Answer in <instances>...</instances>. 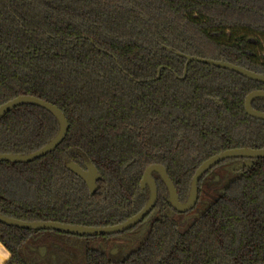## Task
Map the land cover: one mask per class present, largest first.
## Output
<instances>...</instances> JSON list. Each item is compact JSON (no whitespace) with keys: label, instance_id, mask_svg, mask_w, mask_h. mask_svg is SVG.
I'll list each match as a JSON object with an SVG mask.
<instances>
[{"label":"trees","instance_id":"obj_1","mask_svg":"<svg viewBox=\"0 0 264 264\" xmlns=\"http://www.w3.org/2000/svg\"><path fill=\"white\" fill-rule=\"evenodd\" d=\"M234 29L264 34V0H0V106L35 97L69 124L53 153L29 164L0 163V215L114 226L147 203L139 183L149 166L166 168L185 203L206 160L264 149V122L244 110L246 97L264 85L198 63L185 74L187 61L175 54L264 75V62L249 49L253 39L225 40ZM253 106L264 111V100ZM58 132L48 112L18 107L0 121V154H32ZM70 162L97 168L96 196L67 171ZM243 180L221 194L204 177L196 208L179 214L158 179L161 216L118 264H264V160ZM78 238L0 224L5 264H45L32 251L40 246L76 256ZM88 264L112 263L93 253Z\"/></svg>","mask_w":264,"mask_h":264},{"label":"water","instance_id":"obj_2","mask_svg":"<svg viewBox=\"0 0 264 264\" xmlns=\"http://www.w3.org/2000/svg\"><path fill=\"white\" fill-rule=\"evenodd\" d=\"M169 52H173L171 49H167ZM176 56L185 59V74L187 67L191 63H198L228 72L235 73L249 81L264 85V75L252 72L243 67L233 65L223 60L216 61L212 59H203L196 56L184 55L181 53H175ZM262 98L264 99L263 91H255L251 93L245 101V111L252 118L264 121V113H258L253 110L251 103L253 100ZM21 106H33L40 108L49 114H51L59 124V132L57 136L47 145L40 150L29 155H14V154H0V163L11 164H29L36 160H39L51 153H53L64 141L69 130V124L65 115L54 105L40 100L35 97L22 96L13 99L6 104L0 106V121L14 109ZM231 158H245V159H264V149L251 150V149H236L223 152L211 159L205 161L196 171L193 176L188 199L185 203H181L178 192L170 180L165 167L162 165L149 166L141 181V187L149 188L150 196L146 207L138 213L135 217L126 221L123 224L113 227H85V226H73L67 224H61L57 222H25L12 218H8L0 215V224L7 227L16 228L25 231L33 232H56L66 234L75 237H98V236H113L119 233L126 232L135 227L142 219H144L153 209L157 203V187L152 178L153 174H158L164 182L168 190V202L172 209L179 214H186L191 212L197 205L199 195V183L202 177L216 165ZM67 169L74 173L77 177L81 178L89 189L90 193H94L97 190L96 180L99 178L98 170L92 164H87L85 169H82L78 165L71 163L67 166Z\"/></svg>","mask_w":264,"mask_h":264},{"label":"flooded vegetation","instance_id":"obj_3","mask_svg":"<svg viewBox=\"0 0 264 264\" xmlns=\"http://www.w3.org/2000/svg\"><path fill=\"white\" fill-rule=\"evenodd\" d=\"M247 97H246V99H247ZM246 99H245V101H246ZM258 100H264V99L258 98V99L253 100L251 103V106H252L253 110H255L256 112L264 113V111H258L253 106L254 102H256ZM244 110H245V102H244ZM245 114L253 120L260 121L258 119H255V118H252L251 116H249L246 113V111H245ZM261 122H264V121H261ZM241 149H249V148H241ZM232 150H236V149H232ZM251 150H254V149H251ZM255 150H260V149H255ZM227 151H230V150H227ZM224 152H226V151H224ZM221 153H223V152H221ZM221 153H219V154H221ZM219 154H217V155H219ZM217 155H215V156H217ZM211 158H209V159H211ZM260 160H264V159H257V160L245 159V158L227 159L224 162L216 165L210 171H208L202 177V179L204 177H206L207 181H211L212 182L211 184L214 185V187H217L216 189H218L219 193L226 194L228 191L233 189L235 186H240L243 183V181H244L243 179L245 178L247 172L252 170L255 167V165L258 163V161H260ZM71 163L78 165L75 162H70L67 164V166ZM86 165L87 164H85L84 167H82L80 165H78V166L81 167L82 169H85ZM67 166H66V169H67ZM67 171L70 172L71 174H73L85 186L89 197L92 198L98 194V192L100 190L99 185H100V182L102 181V177H101V174L99 173V171H98L99 178L96 180L97 190L92 194L90 193L89 189L87 188L86 184L84 183V181L81 178L77 177L74 173H72L68 169H67ZM143 176H144V174H143ZM143 176H142L140 183H139L140 191L141 192H149L148 187H145V188L141 187V181L143 179ZM152 178L155 181L156 187H157V203L153 207L151 212L144 219H142L135 227H133L132 229H130L126 232L119 233V234H116L113 236L79 237L76 240L75 245L73 246L74 250H76V253H77L76 256H70L68 254H62V253H57V254L52 253L51 252L52 250L50 251L46 247L40 246V247L32 250L35 253L36 258L40 262H43L45 264H88L89 256L91 257V254L96 253L101 257H105L112 264L123 263L125 260H127L131 256L133 249L140 243L141 240L144 239L149 228L151 227L152 221L154 219H156L157 217L161 216L160 209L158 208V179L159 180H162V179L160 178V176L158 174H153ZM201 180H200V182H201ZM199 186H200V183H199ZM149 194H150V192H149ZM198 200H199V195H198ZM148 201H149V199H148ZM148 201L145 204V206L138 213H140L146 207V205L148 204ZM197 204H198V202H197ZM168 211H169V209H168ZM136 215H134L133 217H135ZM133 217H131V218H133ZM131 218H129L128 220H130ZM128 220H126V221H128ZM126 221L119 223L117 225L123 224ZM117 225H114V226H117ZM105 227H113V226H105Z\"/></svg>","mask_w":264,"mask_h":264},{"label":"rangeland","instance_id":"obj_4","mask_svg":"<svg viewBox=\"0 0 264 264\" xmlns=\"http://www.w3.org/2000/svg\"><path fill=\"white\" fill-rule=\"evenodd\" d=\"M238 38L253 39L254 45H249L252 56L256 61L264 62V34H253L243 29H234L226 32L225 40L229 43H235Z\"/></svg>","mask_w":264,"mask_h":264},{"label":"crops","instance_id":"obj_5","mask_svg":"<svg viewBox=\"0 0 264 264\" xmlns=\"http://www.w3.org/2000/svg\"><path fill=\"white\" fill-rule=\"evenodd\" d=\"M9 259L10 254L4 248V246L0 244V264H5Z\"/></svg>","mask_w":264,"mask_h":264}]
</instances>
